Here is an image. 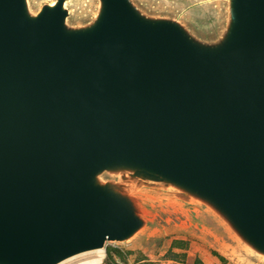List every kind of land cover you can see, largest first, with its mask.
Wrapping results in <instances>:
<instances>
[{"label": "water", "instance_id": "95a60500", "mask_svg": "<svg viewBox=\"0 0 264 264\" xmlns=\"http://www.w3.org/2000/svg\"><path fill=\"white\" fill-rule=\"evenodd\" d=\"M67 1L0 0V264L134 241L164 199L264 261V0H224L208 34Z\"/></svg>", "mask_w": 264, "mask_h": 264}, {"label": "rangeland", "instance_id": "374dc122", "mask_svg": "<svg viewBox=\"0 0 264 264\" xmlns=\"http://www.w3.org/2000/svg\"><path fill=\"white\" fill-rule=\"evenodd\" d=\"M31 1L38 8L55 0ZM139 1L150 10L176 15L206 34L215 32L224 19V0ZM67 3L75 21L89 18L96 7V0H68ZM114 249L123 251L125 258L110 261ZM104 250L103 264H196L198 260L215 264L218 258L214 253L224 256L227 264H264L207 212L199 208L189 209L168 199L153 203L150 224L137 239L127 243H108ZM80 261L77 259L66 264Z\"/></svg>", "mask_w": 264, "mask_h": 264}, {"label": "bare ground", "instance_id": "6f19581e", "mask_svg": "<svg viewBox=\"0 0 264 264\" xmlns=\"http://www.w3.org/2000/svg\"><path fill=\"white\" fill-rule=\"evenodd\" d=\"M77 259H81V261L78 264H103L104 259H105V250H97V251H92L88 252L85 254H81L79 256H76L74 258H71L62 264H66L71 261H75Z\"/></svg>", "mask_w": 264, "mask_h": 264}, {"label": "trees", "instance_id": "16d2710c", "mask_svg": "<svg viewBox=\"0 0 264 264\" xmlns=\"http://www.w3.org/2000/svg\"><path fill=\"white\" fill-rule=\"evenodd\" d=\"M175 244H178V242H176ZM214 254L218 258V261L215 264H227V260H226V258L224 256L220 255L219 253H214ZM115 258L116 259L118 258V259L123 260L125 258L123 251H120L118 249H114V251L110 253V261L113 260V259H115ZM170 259L176 260L174 257H171ZM144 264H156V263L148 262V263H144ZM196 264H204V263L198 260L196 262Z\"/></svg>", "mask_w": 264, "mask_h": 264}]
</instances>
